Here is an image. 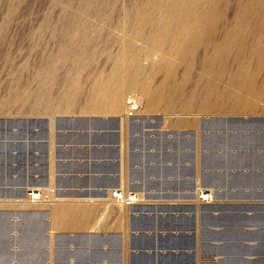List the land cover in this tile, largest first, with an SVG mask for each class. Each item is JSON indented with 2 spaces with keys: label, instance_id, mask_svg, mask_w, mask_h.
<instances>
[{
  "label": "rangeland",
  "instance_id": "1",
  "mask_svg": "<svg viewBox=\"0 0 264 264\" xmlns=\"http://www.w3.org/2000/svg\"><path fill=\"white\" fill-rule=\"evenodd\" d=\"M155 1L94 0L103 15L73 34L70 9L84 0H0V264H264V6L247 7V47L221 63L213 42L248 0H214L218 18L181 60L138 35L150 24L123 23ZM123 35L140 55L138 80L162 97L148 107L129 89L120 112L101 110L96 82ZM237 71L260 93L237 87ZM55 210L68 212L60 224Z\"/></svg>",
  "mask_w": 264,
  "mask_h": 264
},
{
  "label": "bare ground",
  "instance_id": "2",
  "mask_svg": "<svg viewBox=\"0 0 264 264\" xmlns=\"http://www.w3.org/2000/svg\"><path fill=\"white\" fill-rule=\"evenodd\" d=\"M214 2H215L214 0H158V1H155L154 3H152V4L150 3L149 6H145V4H144L145 7L144 6H140V4L138 3L139 6L136 9L134 8L135 10H133L132 8L129 7L130 9H132V11H130V13L133 12V15H131L132 17H128L127 15H124V21L123 20L122 21H123V23L126 22V21H130L129 23H131L132 21H139L140 23H138V24H142V23H146V25L150 24L152 26L151 27L152 29H149L150 31L146 32L143 29H141V31H139V29L141 28L140 27L137 30V31H139L138 35H142L143 34V38H144L145 42L152 49H161V48L165 47V44L168 45V47H165V50L161 49V51H163V53L166 54V55L170 54V55H173L174 57H176V58L181 60V59L186 58L194 50V47L197 48L198 45L201 44V42L204 40L205 36H203V34L205 35L204 29H205V26H206L207 22L210 21L211 19H212L211 21H213V18H215V19L218 18V16L216 17V15H218V14L215 13L216 9H214V4H213ZM259 3L264 6V0H248L243 5L240 4L242 6V10L241 11H239L237 13L235 12V14H233V13L229 14L231 16L234 15L235 19L238 20L239 22L237 21L238 25H236L237 24L236 23L235 26L230 27V29L226 27V29L223 32L224 35L221 37V39L220 40H215V42L216 41H219V42H217V43L213 42L214 46H212L213 49H212L211 53L213 52L214 55H212L213 59H212V57H211V59L214 62L219 61V62L222 63L223 57H225L226 55H229V53L231 51L233 52L234 48H235V50L236 49L239 50V49H242L244 47V40H243L244 36H240V32H241V30L243 28V21L245 20V17H243L244 13H246L245 11L248 10L247 9L248 6L250 8L252 4L254 6V4H259ZM136 5H137V3H136ZM99 7L100 6L96 7L94 0H84V2L81 5L77 6L76 8L70 9V16H69L70 18L68 17V19L73 20V21H77L76 22L77 24L75 26H72V29H69V27H67L68 26L67 25L66 26L67 28H65V31L67 32L68 30H70V31H72L73 34L74 33H77V34L82 33L83 34L85 32V30H86L85 29V25L90 20H93V19L99 20L101 18V16L103 15L101 13L102 11L99 9ZM123 10H127V9H123ZM126 14H127V12H126ZM90 15H92L93 17H91ZM247 16H248V12H247ZM227 17L229 18V16H227ZM120 18H121V16H120ZM224 21L226 22V20H224ZM228 21H229V19H228ZM225 22H224V24L227 25V22L226 23ZM229 22H231V21H229ZM235 22L236 21H234V23ZM244 23H245V21H244ZM124 24H126V23H124ZM135 24H137V22H135ZM228 24H232V23H228ZM210 25H212V24H210ZM246 25H247V21H246ZM123 27H125V26H123ZM221 27H223V26H221ZM258 27H259V30H260L261 27L259 25H258ZM255 30L258 33V29L255 28ZM261 30H264V29L261 28ZM249 31H251V30H249ZM245 32H244V34H246ZM248 33H250V32L247 31V35H248ZM254 33H256V32H254ZM263 33H264V31L262 33H259V34H263ZM133 34L134 33H132V35ZM259 34H257L254 37L252 35H255V34H252L251 35L252 38H253V39L251 38L252 40L247 38L248 40L252 41L248 48L250 49V51L255 56L258 55V57L260 56L261 51H263L262 48L264 46V45L262 46V44H261V42H260V40L258 38L260 36ZM245 37H247V36H245ZM66 38H68V37H66ZM68 39H70V38H68ZM120 39H121L120 40V43H121L120 46L122 48L120 50L121 54H119L118 58H116L113 61V64L110 67V71L106 74L105 78L103 80H101V81L96 82V87H97L96 89L98 90V94H97V98L96 99H97V101H100L99 104H101V106H102V107H100V109L101 110L104 109L103 105H105V103L112 102L113 103V110L116 109L117 112L118 111L120 112L122 107L125 105L124 103L127 100L128 101L130 100L129 98L127 100H125V92L128 91L129 89L136 90L138 92V94H139L138 95V98H139L138 101L144 102L146 104V106L149 107L150 105L154 104L155 101H158L160 99V97H162V96H160V92H162V91H160L161 89L159 90L157 88L153 89L154 87L152 88L150 86L151 83H149L148 80L147 81L146 80H144V81L141 80V82L138 80L137 74L140 72L141 65H140V63L138 64V62H137L138 59L137 58L140 55L137 53V49L132 44V38L131 37H128V35L127 36L123 35V37L120 38ZM247 39H245V40H247ZM118 41H119V39H118ZM207 41H209V40H207ZM209 43H211V42L209 41ZM245 43H246V41H245ZM64 44H65L64 46L66 48L65 50H69V49H71L70 47H73L74 41L72 40V41L69 42L67 40V42L64 43ZM246 45H245V47H247ZM72 50L73 49H71V51ZM237 51H235V52H237ZM163 53L161 55H163ZM165 56L164 55H163V57L161 56L162 57L161 60L164 61L165 60ZM258 57L256 56V58H258ZM85 58H86V54L84 52H82V51L75 52V59H76V61H77L79 66L85 62ZM159 63H161V62H159L157 60V62H155L153 64L152 68H153L154 72H157V70H159L161 68V67H159L161 65ZM258 64H260V63H258ZM132 67L135 68V71L134 70L130 71V68H132ZM168 68H169V70H168ZM168 68H167V71L169 72L171 70V66L168 67ZM51 70H52V66L47 64V65H44L42 67L41 72H43V73L44 72H50ZM223 71L225 72V70H223ZM130 72H132V73H130ZM247 72L245 71V72H241V73L238 74V71H237V76L240 79V81L236 82V83L240 84V85L236 84L237 87L243 85V86H246L245 89L249 88V89H252L253 91H255V93H257V92L260 93L259 91H261L262 89L259 88L256 91V89L254 87H252L253 84L250 85V86L248 85L250 83V80L252 81L253 78H251L249 80L248 76L244 77L243 74L246 75ZM254 79H256V78H254ZM46 80H49V79L44 78L40 82L39 87L32 92V95L35 98H38L40 93L44 89ZM255 82H256V80H255ZM166 83H167V81L162 79V81L159 82L160 86H158V85L157 86L159 88H161V87H163L162 84L165 85ZM167 86H168V84H167ZM258 86H259V84H258ZM262 86L264 88V85H262ZM165 88L166 87L164 86V88H162V89L164 90ZM223 88H222V90H223ZM240 88H238V90ZM245 89L243 88V89H240V90L243 91ZM249 89H248V91H249ZM253 91L251 93H253ZM234 92H235V90H234ZM246 92H247V89H246ZM250 94H248V95H250ZM257 94H256V97H257ZM67 96H68L67 93L63 94L64 98H66ZM231 96H233V95H231ZM253 96H254V94H253ZM260 97H261V95H260ZM168 101L171 102L170 100H168ZM251 101H252V99H251ZM254 101H255V99H254ZM132 103H133V101H132ZM134 103H136V102H134ZM132 105H134V104H132ZM190 107H191L190 103L186 104V108H190ZM131 108H134V107H131ZM197 196H198V194H197ZM201 199L202 200H207V199H210V198H209L208 195H204V193H203L202 196H201ZM22 204H24V203H22ZM66 213L68 214V212H66ZM66 213L65 212L63 213V211H58V213H57V211L55 212V216L58 217V223L59 224L63 222L62 220L65 217Z\"/></svg>",
  "mask_w": 264,
  "mask_h": 264
},
{
  "label": "built area",
  "instance_id": "3",
  "mask_svg": "<svg viewBox=\"0 0 264 264\" xmlns=\"http://www.w3.org/2000/svg\"><path fill=\"white\" fill-rule=\"evenodd\" d=\"M114 199H117L118 201H126L127 203H130V201H132V197H127L126 199H124V196L122 193L118 192V191H114L112 194Z\"/></svg>",
  "mask_w": 264,
  "mask_h": 264
}]
</instances>
